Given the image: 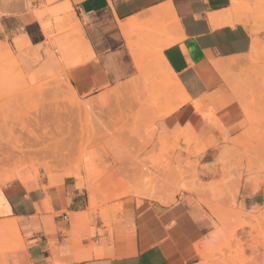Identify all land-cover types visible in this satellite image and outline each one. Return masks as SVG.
<instances>
[{"label":"crops","instance_id":"obj_1","mask_svg":"<svg viewBox=\"0 0 264 264\" xmlns=\"http://www.w3.org/2000/svg\"><path fill=\"white\" fill-rule=\"evenodd\" d=\"M9 50L32 76L64 70L79 98L113 89L162 95L164 139L181 148L190 139L194 154L180 157L199 163L208 183L215 162L243 141V112L227 80L247 57L264 60V0H0V58ZM156 57L178 94L165 91L169 77L157 73ZM239 195L245 206L256 203L251 188ZM216 202L230 206L226 196ZM3 223L15 224L24 241L18 264H196L215 220L195 199L179 197L124 201L104 217L90 207L83 180L66 177L0 185Z\"/></svg>","mask_w":264,"mask_h":264},{"label":"rangeland","instance_id":"obj_2","mask_svg":"<svg viewBox=\"0 0 264 264\" xmlns=\"http://www.w3.org/2000/svg\"><path fill=\"white\" fill-rule=\"evenodd\" d=\"M8 57L0 58V85L3 90L0 96V185L18 182L27 187L39 179L47 180L50 185L60 183L66 177L82 179L86 191L88 184L95 188L96 207L104 217L108 216L111 208H120L124 201H158L139 196L136 191L140 188L155 189L157 195L164 199L161 202L164 204L173 203L176 197L189 202L195 199L214 218L213 233L221 234L219 241L203 252L205 255H198L196 264H264V229L247 221V215L250 218L255 215L254 212L259 214L264 211V192L260 190L264 184V60L247 57L245 66L231 80L232 85L240 87L236 89V94L230 89L243 112L239 132L243 141L233 143L234 151L215 162L218 174L210 176V182L204 183L202 179L209 181V175L199 174L200 164L189 157H180L181 153L187 156L194 154L190 148L192 141H183L185 148H181L179 141L164 139L168 134L163 125L167 111L158 110L162 95H127L117 89L89 99L76 95L81 104L97 102L102 96H109L108 108L111 113L108 108L100 109L95 105L93 115L88 113V117L92 116L89 121L86 112L70 108L68 102L64 101L68 96L66 93L64 96L53 93L57 85H62L61 89L67 91L64 70L36 77L21 68L10 50ZM250 82L254 84L251 87L247 84ZM117 105L120 110H113ZM151 106L157 110L150 111ZM246 106L248 112L251 109L250 115L245 114ZM40 111L43 114L46 112L47 116L44 115L46 118L37 124L34 119L42 116ZM51 111L55 114L53 119L49 117ZM97 120L107 127H100ZM57 124H60L59 127ZM44 128L46 135L42 133ZM61 131L66 134L60 135ZM30 133L40 136V141L35 143ZM55 141L62 143V150L56 157L59 160L61 156L64 165L49 158L50 149L47 148H51ZM19 142H22L20 149ZM18 150H22V154ZM17 157L24 159L23 162L20 159L21 164L16 162ZM46 163H50L47 166L52 171L43 167ZM243 185L251 188L255 194L250 199L256 203L251 206L237 202L241 198L239 189ZM256 185L259 187L254 191ZM224 196L230 199V206H216V201ZM238 223L242 224L241 230ZM235 231L236 235L231 239L229 236ZM1 240L0 264H18L15 254L24 249L20 233L9 232ZM205 240L201 243L205 244Z\"/></svg>","mask_w":264,"mask_h":264},{"label":"bare ground","instance_id":"obj_3","mask_svg":"<svg viewBox=\"0 0 264 264\" xmlns=\"http://www.w3.org/2000/svg\"><path fill=\"white\" fill-rule=\"evenodd\" d=\"M155 52V51H154ZM155 55V54H154ZM137 56V55H136ZM156 56V55H155ZM136 60V59H135ZM153 62V61H152ZM154 63V62H153ZM155 65H154V68L156 69V71H157V73L160 75V76H167V77H169V78H166L167 79V84H166V86H165V91H170L171 93H173V94H178L179 92H180V87H178V85H177V83L171 78V76L169 75V72H167V70L165 69V67L162 65V63L159 61V60H157V57H156V61H155V63H154ZM137 65H138V69H141V70H143L144 68V66H143V64H142V62L141 61H138L137 60ZM262 69V68H261ZM260 69V70H261ZM258 70V69H257ZM261 73H263V71L261 72ZM252 74H256V73H252ZM158 75V76H159ZM257 76V75H256ZM253 77V76H252ZM63 78H65V77H63ZM254 78V77H253ZM252 78V79H253ZM259 78H260V76H259ZM261 79V78H260ZM63 80V79H62ZM254 80V79H253ZM261 80H263V79H261ZM67 81V80H66ZM228 81V84L230 85V87L233 89V91H235V94L237 93V91H236V89H238L239 88V86H235V85H232L231 84V81L230 80H227ZM64 82H65V79H64ZM263 82V81H262ZM58 83V82H57ZM257 84H258V81L256 82ZM261 83V82H260ZM53 84H55V83H53ZM66 84V88H67V91L65 92L64 90H62L61 88H62V85L60 86V85H57V86H55L54 88H53V93H54V95H56V94H58V93H61L62 95L63 94H65L66 96H67V99H65L64 101H67L68 102V105H70V108H74V109H76V110H81V111H84V112H86L85 114V116H87V118H88V120L90 121V118L92 117H88V113H90V115H93V110H94V107H95V105L97 106V107H99L100 109H102V108H108V98H109V96L107 95V96H105V97H103L102 96V98H100L97 102H92V103H83V104H81V103H79L78 101H77V96H76V94H75V92L73 91V89L69 86V84L66 82L65 83ZM263 84V83H262ZM259 85V84H258ZM263 86V85H262ZM64 91V93L62 92V91ZM123 90V89H122ZM161 90H162V88H161ZM2 87H1V85H0V96H1V94H2ZM163 91V90H162ZM263 91V90H262ZM51 92V91H50ZM239 93V92H238ZM59 96V95H58ZM64 96V95H63ZM62 96V97H63ZM240 96V95H239ZM53 97V96H52ZM61 97V98H62ZM101 97V96H100ZM151 97V96H150ZM237 98L239 99V97L237 96ZM240 98H242L241 96H240ZM58 99V98H57ZM242 100V99H241ZM63 101V100H62ZM110 102V101H109ZM242 103H243V100L241 101ZM245 104V103H244ZM60 105V104H59ZM58 105V106H59ZM64 105H65V103H64ZM51 106V105H50ZM57 106V105H56ZM56 106H55V108H56ZM62 107H63V105H62ZM249 107V106H248ZM36 108V107H35ZM96 108V107H95ZM246 108H247V106H246ZM51 109V108H50ZM49 109V110H50ZM61 109V108H60ZM68 109V108H67ZM109 109V112H110V108H108ZM244 109H245V106H244ZM248 109L249 108H247V110L245 111V114H248L250 111H251V109H250V111L248 112ZM41 110V109H40ZM59 110V109H58ZM65 110V108L63 109V111ZM70 110V109H69ZM62 111V110H61ZM52 112L53 111H51L49 114L51 115L52 114ZM55 112H57V110L55 111ZM40 113H41V111H40ZM44 113V112H43ZM43 113H41L42 114V116H40L39 118H33L34 119V121L37 123V124H39V120H43V119H45L46 118V112H45V114H43ZM54 113V112H53ZM67 113H69V112H67ZM97 113V112H96ZM111 113V112H110ZM59 114H61L60 116H62V113L60 112ZM64 114V113H63ZM44 115H46V116H44ZM49 115V117H52V116H54L55 114H52L51 116ZM73 114L71 113V116H72ZM76 115H78L77 114V111H76ZM248 115H250V114H248ZM64 116V115H63ZM69 116V115H68ZM247 116V115H246ZM38 117V116H37ZM56 117V116H55ZM74 117V116H73ZM248 117V116H247ZM65 118V117H64ZM94 118V117H93ZM96 118V117H95ZM94 118V119H95ZM52 119H53V117H52ZM68 119V118H67ZM66 119V120H67ZM47 121V120H46ZM58 121V120H57ZM59 121H61V119L59 120ZM95 121V120H94ZM98 121V120H97ZM48 122V121H47ZM63 122H64V120H63ZM70 122V121H69ZM80 122V121H79ZM101 122V121H100ZM99 121H98V123H99V125H100V127H103L104 129H105V127H107L106 125H103L102 123H100ZM110 122V121H109ZM50 123V122H49ZM49 123H48V125H49ZM58 123H60V122H58ZM84 123V122H83ZM97 123V124H98ZM29 124V123H28ZM40 124H42V125H44L43 123H40ZM46 124V128H47V123H45ZM52 124V123H51ZM79 124H81V125H83L82 123H79ZM31 125V124H30ZM29 125V126H30ZM41 125V126H42ZM54 125V124H53ZM58 125V124H57ZM60 125V124H59ZM59 125H58V127H59ZM63 125V124H62ZM98 125V126H99ZM109 125V124H108ZM113 125V124H112ZM32 126V125H31ZM38 126V125H37ZM45 126V125H44ZM56 126V125H55ZM54 126V127H55ZM89 126V125H88ZM61 127V126H60ZM68 126H66V128H67ZM74 127V126H73ZM80 127V126H79ZM39 129H40V127H39ZM64 129H65V127H64ZM74 129V128H73ZM81 129H83V128H81ZM103 129V130H104ZM51 130V129H50ZM59 130V129H58ZM60 130H62V129H60ZM59 130V131H60ZM40 131H42V130H40ZM63 131H67V130H63ZM68 131H70V129L68 130ZM67 131V132H68ZM82 131H84V130H82ZM81 131V132H82ZM94 131V130H93ZM52 132V131H51ZM86 132V131H85ZM84 132V133H85ZM97 132V131H96ZM42 133L43 134H45L46 133V129L44 128L43 129V131H42ZM50 133V132H49ZM57 132H55V134H56ZM59 133V132H58ZM71 133H72V131H71ZM83 133V132H82ZM60 135L61 134H63V132L61 131V133H59ZM66 133H64L63 135H65ZM87 134V133H86ZM96 134V133H95ZM30 135H32L33 137H34V139H35V143H38L39 141H40V136H38V135H34V134H32V133H30ZM46 135V134H45ZM67 135H68V133H67ZM71 135V134H70ZM54 136V135H53ZM52 136V137H53ZM75 136V135H74ZM68 136H66V138H67ZM85 138V137H84ZM88 139V138H87ZM89 139H91V138H89ZM94 139H95V137H94ZM57 140V139H56ZM82 140V139H81ZM81 140H80V142H81ZM92 140V139H91ZM98 140V139H97ZM68 141H70L69 140V138H68ZM73 141V140H72ZM96 141V140H95ZM94 140H93V142H95ZM15 142V141H14ZM83 142V141H82ZM20 143H22V142H19L18 143V146H19V149H20V147H22V145H20ZM34 143V142H33ZM53 143V142H52ZM69 143V142H68ZM90 143H91V141H90ZM23 144H25V143H23ZM17 145V144H16ZM53 146L51 147V148H47V149H50L49 150V158L51 157V159H53L54 161H57V163H62V161H63V159H61L62 157L60 156V159L58 160V158L56 157V155L57 154H59V151H61L62 150V143L60 142V141H55L53 144H52ZM90 145V144H89ZM14 146V145H13ZM78 146L80 147V145L78 144ZM83 146H84V144H83ZM72 147V146H71ZM78 147V148H79ZM15 148H16V146H15ZM44 148H45V146H44ZM83 148V147H82ZM80 149V148H79ZM79 149H78V151H79ZM40 150H42V149H40ZM39 150V151H40ZM71 150H72V148H71ZM18 152L19 153H21L22 154V150H18ZM43 154V153H42ZM41 154V155H42ZM40 155V156H41ZM23 156V155H22ZM38 157V156H37ZM66 157H67V155H66ZM9 158V157H8ZM8 158H5V160L6 161H9V159ZM28 158V157H27ZM35 158V157H34ZM42 158V157H41ZM21 159V161L23 162V160L24 159H22V158H20ZM20 159H19V157H17V159H16V162H18L19 164H21L20 163ZM30 159V158H29ZM38 159H40V158H38ZM35 160H36V158H35ZM42 160H43V158H42ZM15 161V160H14ZM45 162V161H44ZM51 162V161H50ZM53 162V161H52ZM65 162V161H64ZM41 163V162H40ZM43 163V162H42ZM57 163H56V165H57ZM24 164H25V162H24ZM44 164V163H43ZM48 164H50V163H46V166H43L47 171H52V170H48V167L49 166H47ZM55 164V163H54ZM63 164V163H62ZM64 165V164H63ZM16 166V165H15ZM22 166V165H21ZM39 166H42V165H39ZM53 167H55V169H56V166H54L53 165ZM58 167V166H57ZM59 167H60V165H59ZM20 168V167H19ZM19 168H16L17 170H19ZM51 168V167H50ZM54 169V168H53ZM19 172V171H18ZM50 173V172H49ZM74 173V172H73ZM15 174H16V172H15ZM74 174H76V173H74ZM50 175H51V173H50ZM87 193L89 194V202H90V207L91 208H96V202H95V188L94 187H92L91 186V184H88V187H87ZM133 191V190H132ZM136 193H138L139 194V196L141 195V196H146V197H151V198H153V199H156V200H158V201H160V202H162L164 199L163 198H160L158 195H157V193H156V191H155V189H153V188H140L139 189V191H136ZM260 211V210H259ZM252 213V212H251ZM255 213V215L254 216H251L250 218H249V215H247V217L249 218H247V221L249 222H252V223H256L257 224V227L259 228V229H264V211H262V212H259V214L257 213V212H254ZM253 213V214H254ZM252 214V215H253ZM240 215V214H239ZM239 217V216H238ZM237 217V218H238ZM242 217V216H241ZM244 218H246V217H244ZM238 225V227H239V230H241V223H238L237 224ZM9 232H14V233H16L17 235H19V233H18V229H17V227H16V225L15 224H13V223H3V224H0V240L6 235V234H8ZM236 235V231H235V233L234 234H232V235H230L229 237L231 238V239H233L234 238V236ZM221 238V234L220 233H213V234H211L210 235V238H209V240L207 239V240H205V244H202V243H204V242H202L201 244L202 245H198V247H197V254L198 255H203L204 253L203 252H205V250H208V248L209 247H211V246H213V244L214 243H216V242H218L219 241V239ZM2 241V240H1ZM18 241V240H17ZM18 243H19V241H18ZM209 246V247H208ZM204 250V251H203ZM205 255V254H204Z\"/></svg>","mask_w":264,"mask_h":264}]
</instances>
